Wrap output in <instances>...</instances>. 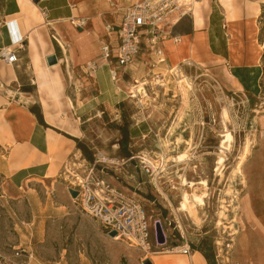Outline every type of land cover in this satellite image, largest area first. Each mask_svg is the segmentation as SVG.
Returning <instances> with one entry per match:
<instances>
[{
  "label": "rangeland",
  "instance_id": "rangeland-1",
  "mask_svg": "<svg viewBox=\"0 0 264 264\" xmlns=\"http://www.w3.org/2000/svg\"><path fill=\"white\" fill-rule=\"evenodd\" d=\"M104 1L114 7L113 1ZM185 1L191 8L194 1ZM255 1L261 6L258 25L240 30L241 51L229 63L187 62L174 68L159 62L151 44L142 45L135 60L139 65L127 70L129 100L111 112L80 119L75 115L87 151L79 148L82 155H74L72 173L84 176L94 168L111 185L137 197L149 215L162 220L167 244L146 252L111 237L71 195L75 179L65 169L54 179L33 184L40 196L34 208L22 192L0 183V260L144 264L146 258L152 260V252L182 254L176 248L189 243L191 253L194 247L213 253L215 264H264V0ZM248 2L234 0L240 7ZM217 29L213 34L219 44ZM227 32L234 41V30ZM7 64L0 59L1 73ZM76 75L92 82L89 73ZM76 75L67 76L63 98L80 103L84 94L74 93L83 85ZM227 133L232 137L223 149ZM182 153L186 161H179ZM142 157L162 169L155 180L143 171ZM193 192L205 194L197 220L180 210L185 194L192 200Z\"/></svg>",
  "mask_w": 264,
  "mask_h": 264
},
{
  "label": "crops",
  "instance_id": "crops-1",
  "mask_svg": "<svg viewBox=\"0 0 264 264\" xmlns=\"http://www.w3.org/2000/svg\"><path fill=\"white\" fill-rule=\"evenodd\" d=\"M108 1H113V8L104 0H0V52L13 47L18 55L17 62L8 63V69L0 72V183L22 192L21 197L33 208L40 201L39 188L33 184L56 178L74 155H82L78 140L83 129L75 115L80 119L118 110L130 98L128 71L120 69L113 79L111 67L101 66L90 75L92 82L85 75H76L81 70L88 74L85 64L99 59L104 43L116 48V29L125 9L136 0ZM248 1L241 7L234 0H215L216 5L214 0L195 1L189 12L176 20L170 35L149 47L152 54L162 65L170 63L174 68L187 62L200 66L229 63L236 51H241L237 42L240 30L251 31L252 25H258L261 6ZM215 28L221 33L219 44ZM231 29L234 41L233 34L227 32ZM53 54L58 62L50 65L47 58ZM162 57L164 61H160ZM135 65L139 64L134 62L129 69ZM71 75L83 85L80 93H74L84 94L80 103L63 98ZM33 108L41 113L42 121ZM1 188L5 192L6 187ZM157 254L162 264H208L196 249L190 255Z\"/></svg>",
  "mask_w": 264,
  "mask_h": 264
},
{
  "label": "built area",
  "instance_id": "built-area-1",
  "mask_svg": "<svg viewBox=\"0 0 264 264\" xmlns=\"http://www.w3.org/2000/svg\"><path fill=\"white\" fill-rule=\"evenodd\" d=\"M188 12L185 0H136L125 9L122 22L116 29L118 38L116 48L110 43H104L99 59L86 63L87 73L93 75L97 69L106 65L111 67V75L116 79L120 69L125 73L135 62L142 45H155L159 40L165 39L171 33L176 20ZM108 28L111 31L114 29L111 25ZM0 58L10 64L18 61L17 52L13 47L2 49ZM141 162L143 171L154 177V180L161 174L162 169L148 159L142 157ZM72 169L73 166H67L66 172L68 171V174L75 179L71 181L74 185L71 188L79 191L77 199L89 215L101 222L108 234L116 232L113 237L131 246L140 247L146 252L151 251L153 246L167 244L168 238L162 220L149 215L137 197L111 185L100 177L94 168L84 176L72 173ZM158 227L161 228L163 242L160 241ZM180 250L184 254H190L192 248L189 243H185L180 246ZM164 251L170 250L164 249ZM0 264L18 263L12 259H3L0 260Z\"/></svg>",
  "mask_w": 264,
  "mask_h": 264
},
{
  "label": "bare ground",
  "instance_id": "bare-ground-1",
  "mask_svg": "<svg viewBox=\"0 0 264 264\" xmlns=\"http://www.w3.org/2000/svg\"><path fill=\"white\" fill-rule=\"evenodd\" d=\"M190 1H192V0H190ZM194 2L196 1L197 2V0H193ZM190 6L191 5V2L190 3H186V6ZM192 5H193V2H192ZM189 10V9H188ZM162 60H164V58L162 57V59L160 60V61H162ZM179 67V66H178ZM178 67H176V68H178ZM190 84V83H189ZM190 86V85H189ZM141 90V88L140 89H137L136 91H140ZM225 116H227V111L225 110L224 111V117ZM226 125V124H225ZM226 128H227V126H226ZM228 132V131H227ZM227 137V138H226ZM226 140H224L223 141V143H222V145H221V147L223 148V149H226L227 147H226V144H225V142L226 141H228V140H230L231 139V137H232V135L230 134V133H227L226 134ZM222 152H223V150H222ZM178 158H179V161H184L185 159H186V153H182L181 155H179L178 156ZM189 158V157H188ZM148 161H151V160H149L148 159ZM186 161V160H185ZM223 161H224V156L221 154L220 155V163L221 164H223ZM152 162V161H151ZM153 164H154V162H152ZM155 165V164H154ZM186 183H188L185 179H184V184H186ZM201 183H203V182H201ZM206 183V182H205ZM195 183H190V187L191 186H193ZM195 187H193V189H194ZM192 195H193V199L191 200L190 199V197H189V194L188 193H186L185 194V196H184V199H183V201H182V203H181V207H180V210H182V211H187L194 219H196L197 220V218H198V209H197V206L198 205H203L204 203H205V200H204V197H205V194L204 193H202V194H198V193H196V192H193L192 193ZM114 239H118L117 237H114ZM178 248H180V247H177L176 249L178 250ZM179 251V250H178ZM152 259L155 261V263H157V264H162L161 262H160V260H159V256H158V254L157 253H153L152 252Z\"/></svg>",
  "mask_w": 264,
  "mask_h": 264
},
{
  "label": "water",
  "instance_id": "water-1",
  "mask_svg": "<svg viewBox=\"0 0 264 264\" xmlns=\"http://www.w3.org/2000/svg\"><path fill=\"white\" fill-rule=\"evenodd\" d=\"M34 1H35L36 3L39 2V0H34ZM47 60H48V63H49L50 65H52V64H56V63L58 62V57H57L56 54H53V55H50V56L47 58ZM69 191H70V193H71V195H72L73 197H77L78 194H79V191H78L77 189H75V188H70ZM109 235H110L111 237H113V236L116 235V232H111ZM158 235H159L160 241L163 242V241H164V237H163V234H162V231H161V228H160V227H158ZM143 263H144V264H153V262L151 261L150 258H146V259L143 261Z\"/></svg>",
  "mask_w": 264,
  "mask_h": 264
},
{
  "label": "trees",
  "instance_id": "trees-1",
  "mask_svg": "<svg viewBox=\"0 0 264 264\" xmlns=\"http://www.w3.org/2000/svg\"><path fill=\"white\" fill-rule=\"evenodd\" d=\"M33 111L37 114L38 118L40 121H42V115L40 112H38L36 109L33 108ZM125 135L126 136H130V132L128 130L125 131ZM78 148H80L81 150H83V152L86 154V149L85 147L83 146V144L81 143L80 140H78ZM194 249L196 250H200L204 256L206 257L207 261H208V264H215V257L213 255V253H209V251L205 248H199V247H194Z\"/></svg>",
  "mask_w": 264,
  "mask_h": 264
}]
</instances>
